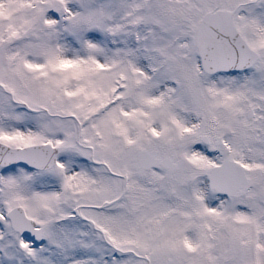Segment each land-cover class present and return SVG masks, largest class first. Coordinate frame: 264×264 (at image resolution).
Instances as JSON below:
<instances>
[{
    "label": "snow or ice",
    "instance_id": "snow-or-ice-1",
    "mask_svg": "<svg viewBox=\"0 0 264 264\" xmlns=\"http://www.w3.org/2000/svg\"><path fill=\"white\" fill-rule=\"evenodd\" d=\"M0 264H264V0H0Z\"/></svg>",
    "mask_w": 264,
    "mask_h": 264
}]
</instances>
